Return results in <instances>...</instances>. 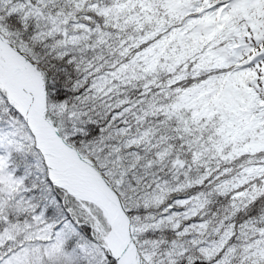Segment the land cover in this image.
<instances>
[{
	"label": "snow or ice",
	"instance_id": "snow-or-ice-1",
	"mask_svg": "<svg viewBox=\"0 0 264 264\" xmlns=\"http://www.w3.org/2000/svg\"><path fill=\"white\" fill-rule=\"evenodd\" d=\"M0 264H264V0H0Z\"/></svg>",
	"mask_w": 264,
	"mask_h": 264
}]
</instances>
